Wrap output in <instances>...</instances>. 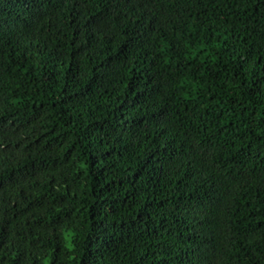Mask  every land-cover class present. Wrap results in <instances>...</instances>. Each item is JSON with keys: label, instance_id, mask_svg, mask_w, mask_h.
<instances>
[{"label": "trees", "instance_id": "16d2710c", "mask_svg": "<svg viewBox=\"0 0 264 264\" xmlns=\"http://www.w3.org/2000/svg\"><path fill=\"white\" fill-rule=\"evenodd\" d=\"M0 264H264V0H0Z\"/></svg>", "mask_w": 264, "mask_h": 264}]
</instances>
